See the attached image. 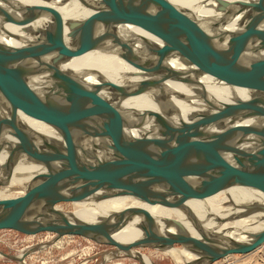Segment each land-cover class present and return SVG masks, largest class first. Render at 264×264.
Here are the masks:
<instances>
[{"label": "water", "instance_id": "obj_1", "mask_svg": "<svg viewBox=\"0 0 264 264\" xmlns=\"http://www.w3.org/2000/svg\"><path fill=\"white\" fill-rule=\"evenodd\" d=\"M217 10L228 22L232 9L242 11L237 32L230 38L212 36L179 7L167 0H104L86 22H70L65 33L54 30L46 14L37 7H24L15 14L0 9L1 23L32 13L39 21L36 42L28 49H13L0 43V92L35 114L64 130L66 146L35 134L12 121L0 120V152L8 151L3 164L8 185L15 160L24 156L44 167L46 175L33 178L25 194L0 202V231L12 230L34 236L50 233L58 240L77 236L96 244L112 246L127 253L143 247H180L195 257L188 264H213L233 255H247L264 246V229L249 234L241 242H227L207 232L185 207L202 188L217 183L252 185L264 191V72L251 58L264 49V0L246 7L242 2L216 0ZM139 19L164 41L161 47L146 45L143 54L112 34L121 20ZM99 45L125 63L131 77H147L156 65L176 55L194 64L206 65L201 72H220L241 80L249 90L247 100L214 106L215 112L192 118L170 133L162 131L157 116L147 110H108L99 106L84 88L58 66L78 50ZM176 78L180 74L175 75ZM167 78L166 76L163 77ZM112 100L141 92H158L157 82L138 80L127 87L105 82ZM28 88L41 93L31 95ZM251 120L255 126L232 128ZM133 126L139 131L135 141L119 130ZM251 147L253 159L237 156L241 148ZM99 186L101 199L130 195L149 203L178 209L196 232L207 237L194 241L175 221V233H161L141 210H122L95 226L70 225L57 209L61 203L83 198ZM259 213L264 221V206H251L242 215ZM36 219L40 224L33 226ZM123 225H132L145 237L139 245L109 240ZM33 249V250H32ZM0 252L16 262L24 261ZM138 262L141 261L138 258Z\"/></svg>", "mask_w": 264, "mask_h": 264}, {"label": "bare ground", "instance_id": "obj_2", "mask_svg": "<svg viewBox=\"0 0 264 264\" xmlns=\"http://www.w3.org/2000/svg\"><path fill=\"white\" fill-rule=\"evenodd\" d=\"M104 0H0V9L15 14L24 7H37L49 19L54 30L60 34L67 31L70 22H86L98 10L97 2ZM179 7L194 21L199 23L207 33L219 38H230L239 28L242 11L232 9L228 22H224L225 13L217 10L216 0H167ZM242 2L246 7L258 5L263 0H225ZM1 20V18H0ZM39 21L32 13L17 17L6 23L0 21V43L13 49H28L36 42V29ZM113 35L125 43L133 42L132 48L143 54L146 45L142 39L158 48L164 44L161 37L145 22L139 19L121 20L111 29ZM256 67L264 72V49L251 55ZM68 73L88 95L101 107L108 110H147L153 112L161 124L162 131L170 133L173 129L186 124L190 119L204 114H212L215 107L247 100L249 90L238 78L220 72H201L206 65L194 64L176 55L168 56L156 65V70L147 77H131V67L118 56L107 52L99 45H91L76 51L59 66ZM180 74L179 78L175 75ZM166 76L167 78H163ZM150 79L157 82L158 92H141L121 100H112L111 92L106 91L104 83L117 87H127L130 83ZM31 95L41 93L28 88ZM0 120L12 121L27 130L41 135L59 147L66 146L64 130L51 121L35 114L25 106L10 100L0 92ZM258 124L244 120L232 128H247ZM132 140L139 138V131L131 126L119 129ZM9 152H0V180L4 178L3 164ZM255 152L251 147L241 148L237 156L253 159ZM46 175L40 164L30 163L24 156L15 160L12 176L8 185L0 186V202L21 198L30 182L35 177ZM105 192L99 187L87 191L83 198L72 202L69 212H64L70 225L95 226L100 220L130 208L141 210L155 224L161 233H175V221L182 225L183 233L194 241L204 240L207 236L193 230L185 215L178 209L149 203L130 195H121L101 199ZM264 206V191L252 185L211 184L198 191L185 202V207L199 225L207 232L221 239L235 243L248 239L264 229V221L259 213L242 215L245 208ZM59 210V208H57ZM40 224L36 219L33 226ZM109 240L125 245H139L145 241L143 234L132 225H123L111 235ZM180 248V247H177ZM175 247H154L159 254L170 257L176 264H188L195 257L184 249ZM26 252V251H25ZM22 252L17 259H21ZM121 254L128 258H138L141 264H153L152 260L137 250L129 253L116 249L113 255ZM1 256V255H0ZM21 263H25L21 261ZM205 264V263H197Z\"/></svg>", "mask_w": 264, "mask_h": 264}, {"label": "rangeland", "instance_id": "obj_3", "mask_svg": "<svg viewBox=\"0 0 264 264\" xmlns=\"http://www.w3.org/2000/svg\"><path fill=\"white\" fill-rule=\"evenodd\" d=\"M71 205L72 202L61 203L57 208L63 213L69 212ZM32 248L34 251L25 258V263L0 256V264H140L136 259L121 254L113 255L116 249L112 246L96 244L77 236L56 240L50 233L27 236L12 230L0 231V252L18 257ZM136 250L150 258L153 264H176L170 257L159 254L153 248ZM213 264H264V246L250 254L228 256Z\"/></svg>", "mask_w": 264, "mask_h": 264}]
</instances>
